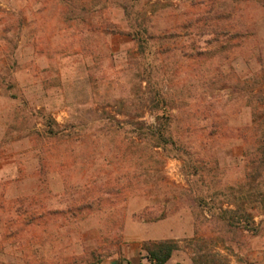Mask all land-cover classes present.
Segmentation results:
<instances>
[{"label":"rangeland","instance_id":"obj_1","mask_svg":"<svg viewBox=\"0 0 264 264\" xmlns=\"http://www.w3.org/2000/svg\"><path fill=\"white\" fill-rule=\"evenodd\" d=\"M139 17L183 155L133 145L137 121H116L155 124L148 104L135 109L137 44L114 33ZM230 27L240 35L219 51ZM200 28L196 50L215 49L195 60ZM259 94L264 0H0V264H150L143 244L160 240L178 245L168 264H264V175L253 183L247 168ZM44 114L71 136L46 137ZM199 196L243 205L253 231Z\"/></svg>","mask_w":264,"mask_h":264},{"label":"trees","instance_id":"obj_2","mask_svg":"<svg viewBox=\"0 0 264 264\" xmlns=\"http://www.w3.org/2000/svg\"><path fill=\"white\" fill-rule=\"evenodd\" d=\"M130 13L127 12V16L130 17ZM144 20V19H143ZM143 20H140V17L136 20L130 19L132 30L127 32H120L116 30L114 33L130 35L132 39L137 44L139 60L143 68H140L142 79L141 84L146 83L147 87L145 91L141 88V94H136L135 109H142L143 105H149L151 112L155 117V124L146 126L143 118L145 113L138 112V116L134 120H116L120 126V129L126 127L130 124L131 121H137L133 125L131 124L132 135L131 142L137 147H143L144 150L147 148L150 151H155L158 149H163L166 151L167 157H175V155H183L185 152L183 147L179 146L176 141L175 136L172 134V98H169L165 93L161 83L158 82L156 78V71L158 70V46L157 39L152 35L150 30L144 26ZM194 24H185L184 28H192ZM204 28V26H203ZM205 29V28H204ZM203 30H193V41L192 48L196 51L195 54H191L190 58L198 60L200 58L209 57L211 51L215 48L209 46L207 50L197 51V44L195 42L196 37L206 32ZM226 29V28H225ZM226 33L229 35L228 45L220 43V50L231 49L233 41L239 37L240 32H236L235 28H228ZM200 34V35H199ZM199 41V40H197ZM209 49V50H208ZM11 80H8L7 83L8 90L12 89V76L10 75ZM259 103L253 105V115L255 122L259 121L258 124V142L256 148L250 149L247 152L249 156V161L247 168L249 169L248 177L254 183L259 180L264 175V94H259ZM142 100V102H141ZM142 105V106H141ZM18 116V115H17ZM43 124L45 126L44 134L50 139H60L65 136H71L72 130L66 132L60 128L56 121L48 114L42 116ZM35 135L40 137V132L35 130ZM33 136V137H35ZM43 136V134H41ZM36 137V138H37ZM137 139H140L137 140ZM139 141V143H138ZM175 153V154H173ZM125 154L123 153V156ZM120 156V154H119ZM199 205L202 206V203L205 204L210 213L219 220L221 223H224L228 227L232 228H243L244 230L253 231L254 225V216L251 213H248V210L244 206H233L234 202H229V208H223V205L212 207L210 202L212 199L208 200L204 196H199L197 198ZM90 203H87L90 206ZM166 214L163 213L162 217ZM143 249L146 252V258L150 264H168L169 261L173 258L174 253L178 250V245L173 240H160L153 242H145L143 244ZM90 264H108L103 259H98L95 262ZM118 264H131L130 261L126 259L119 260Z\"/></svg>","mask_w":264,"mask_h":264}]
</instances>
